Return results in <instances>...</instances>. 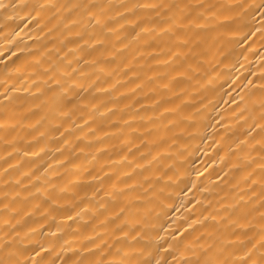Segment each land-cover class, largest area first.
Here are the masks:
<instances>
[{"label":"snow or ice","instance_id":"6c2138e0","mask_svg":"<svg viewBox=\"0 0 264 264\" xmlns=\"http://www.w3.org/2000/svg\"><path fill=\"white\" fill-rule=\"evenodd\" d=\"M29 18L30 23L42 25L40 30L47 28L49 34L53 32L59 34L54 38L59 46L53 44L49 50V67L44 70L48 77L43 81L45 87L37 89L45 98L41 104L35 105V108L43 107L45 111L29 125L37 133L33 140L46 136V132L40 131L37 127L44 122L52 124L53 131L63 128L64 131L60 132L63 138L66 133L73 130V126L69 124L66 127L64 123L55 121L69 120L74 123L77 116L82 124H76L75 130L81 131L83 135L77 136L76 140H87L89 136H94L99 130L95 118L91 112L86 115L82 109L91 108L104 117L112 114L116 108L115 101L124 97V93H119L116 97L110 98L108 103H111L112 107H108V104L97 98V94L109 96L120 84L118 80L114 84L108 83L116 70L109 65L122 66L125 75L131 73L129 80L132 77L139 80L141 74L134 70L137 64L131 61H152L148 66L152 75L130 89L133 95L142 92L144 100L149 99V94L153 96L150 104L140 103L139 98L134 101L140 111L147 109L153 112V115L146 118L141 117V120L146 119L151 124L165 113L175 112V109L164 107L168 98L161 93H171L175 98L187 94L185 85L190 84L200 71L198 58L205 52L208 34L215 33L216 37L227 34L245 41L252 39L253 43L256 42L254 38L258 36L259 40L264 42V0H231L226 4L213 3L210 0H125L117 5L105 0H65L63 3L53 0L47 3H41L39 0H0V36L5 40H11L19 35L15 28H10L12 23L23 22ZM45 18L48 23L55 21L51 28H48V23H43ZM16 71L19 72L20 69L17 68ZM102 77L103 83L108 84L107 87L101 86ZM145 84L150 86L148 92L142 91ZM15 91L13 85L12 88H5L4 92L0 93V96H3V99H0V129L6 131H15L20 124L16 109L22 108L25 103L14 94ZM133 106L125 104L120 111L124 112ZM259 107L261 109L259 122L254 120L244 134L248 136L250 132L258 130L260 140L251 147L249 141L245 140L237 144L233 152V155L237 152L245 153L246 150L256 152L259 163L257 164L254 157L244 154L238 157L239 163L229 165V172H225L223 177H218L222 182L228 183L230 172L243 173L241 182L246 188L239 189L238 183L233 185V190L239 189L233 203H221L219 209L213 211L205 209L208 214L202 212L201 218L193 222L203 229L198 235L189 236L188 229H185L179 238L174 237L173 243L165 250V253L172 256L171 261L167 260L164 253L159 254L161 258H155L145 246L132 247L131 251L125 250L130 245L123 241L130 239L132 245L137 243L147 245L150 240L145 232L147 225L139 220L133 222L127 218L133 211V204L143 202L141 196L130 198L114 210L101 203L99 208L94 209L89 205L77 211V206L72 201L59 205V196L55 194L56 185L45 181L53 194L45 191L43 202L67 208L68 210L63 213L62 223H67L69 228L75 224L71 235L75 237L82 235V240L73 241L77 247H72V242L64 240L63 243L51 244L48 247L38 244L31 251L20 249L9 241L0 244L2 253L0 264H264V100L260 101ZM100 108H104V111L100 112ZM161 108L163 111H160ZM22 119H27V116H23ZM132 119L135 120V117ZM109 123L115 126L118 121L110 120ZM123 124L131 127L128 120H124ZM84 129H87V132H83ZM139 131V128L132 129V132ZM151 131L146 129L142 133L145 139H141L139 144L131 140L124 142L125 147L130 143L132 148H128V154L122 156L119 163L127 162L130 170L120 173L117 180L121 177L125 181L133 180L137 169L148 171L152 163L159 158V154L153 156L151 150L141 151L146 144L154 145V142L146 139ZM104 135L107 136V133ZM255 139V136H250V140ZM71 144V140H63L64 146ZM72 148L81 154L85 153V148L79 144L72 145ZM133 148L139 154V158L145 161L144 164H138L135 157L129 161L128 156L132 154ZM45 151L44 147H40L39 151L24 152V156L39 159ZM57 151L63 154L64 147L58 148ZM69 162L66 157L58 163L63 167ZM116 163L117 161H112V164ZM73 166L79 168V165ZM165 167L167 171L160 173L157 180L166 176L169 181L172 179L168 176L172 166ZM50 168L51 165L45 172ZM85 172L91 175L93 180L97 179V176L92 175L88 169H85ZM21 175L28 178L30 183L41 179L31 170ZM107 176L105 173L104 178ZM143 184H148L149 187L144 188ZM111 187L118 195H123L125 191L133 192L139 187L145 196L152 193L149 201H158L163 207H169L159 199L164 190L160 189L157 193L148 176L143 177V183L135 180L130 185L125 183L123 189L117 190L116 183ZM40 191L41 189H37V192ZM247 193L251 195L245 200ZM105 195L113 196L115 199L113 193L105 192ZM96 196L97 192L94 191L92 199ZM3 207L7 211L9 205L5 204ZM208 207H212L211 201L208 202ZM135 212L139 213V209H135ZM89 213H91L89 219L84 220L83 217ZM100 215L104 216L102 220L99 218ZM8 223L5 222L6 226ZM109 225L112 226L110 231ZM97 228L100 231H97ZM189 228H192L191 224ZM64 231L57 225V231L50 232L49 235L63 239ZM117 232L121 235L116 236ZM109 239L112 243L108 242Z\"/></svg>","mask_w":264,"mask_h":264},{"label":"bare ground","instance_id":"6f19581e","mask_svg":"<svg viewBox=\"0 0 264 264\" xmlns=\"http://www.w3.org/2000/svg\"><path fill=\"white\" fill-rule=\"evenodd\" d=\"M39 2L47 3L49 0H39ZM53 2L63 3L65 0H53ZM105 2L117 5L125 0H105ZM210 2L226 4L231 0H210ZM43 23H48L47 18ZM54 23L55 21L48 23V28ZM258 23L259 17H257V25ZM41 26L36 22L30 23V18L23 22L16 21L10 25V28H15L19 33L18 36L11 40H5L0 36V93H3L5 88H12L15 85L14 94L25 102L22 108L16 109L20 124L15 131L0 129V244L11 241L16 247L28 251L38 244L48 247L51 244L63 243L64 240L72 242V247L78 246L73 241L82 240L83 236L71 235L76 225L72 224L69 228L67 223H62L63 213L68 209L43 202L45 191L53 194L49 185L45 183L49 181L56 185L55 194L59 196V205L72 201L76 204L77 211L89 205L94 209L99 208L101 203L107 204L110 210H114L130 198L141 196L143 202L133 204V211L127 218L133 222L139 220L147 225L145 232L150 240L147 245L142 243L132 245L130 239L123 241L130 245L125 250L131 251L132 247L145 246L155 258H161L159 254L164 253L167 260L171 261L172 256L165 253V250L170 243H173L174 237L179 238L185 229H188L189 236L198 235L203 229L193 222L201 218L202 212L208 214L205 209L213 211L219 209L221 203H233L236 192L246 188L241 182L243 173L230 172L228 183L222 182L218 177H223L225 172H229V165L239 163L238 157L244 154L254 157L257 164L259 163L256 152L246 150L245 153L237 152L235 155L233 152L237 144L245 140L249 141V147L260 140L258 130L250 132L248 136L244 133L254 120L259 122L261 111L259 104L264 100V90H262L264 42H261L258 36L254 38L256 42L253 43L252 39L245 41L227 34L220 37H216L215 33L208 34L204 46L205 52L198 58L200 71L190 84L185 85L187 94L175 98L171 93H161L168 98L164 107L175 109V112L165 113L151 124L146 119L141 120V117L146 118L153 115V112L147 109L140 111L134 101L139 98L140 103L150 104L153 96L149 94V99L144 100L142 92L133 95L130 89L152 75L148 69L152 61H131L137 64L134 70L141 74L139 80L135 77L129 80L131 73L125 75L122 66L109 65L116 70L108 83L114 84L118 80L120 84L109 96L97 94V98L108 104V107H112V104L108 103L110 98L116 97L119 93H124V97L116 100L113 113L104 117L91 108L82 109L86 115L91 112L95 118L99 130L94 136H89L87 140H76L77 136L83 135L81 131L75 130L76 124H82L77 116L74 118V123L69 120L55 121V123H64L66 127L69 124L73 126V130L66 133L63 138L60 136V132L64 131L63 128L53 131V125L44 122L37 127L40 131L46 132V136L33 140V136L37 133L29 125L45 111L43 107L35 108V105L41 104L45 98L37 92V89L44 88L43 81L48 79L44 70L49 67V50L52 49L53 44L59 46L54 39L59 34L56 32L49 34L47 28L40 30ZM143 50L148 51V49ZM17 68L20 69L19 72L16 71ZM156 70L162 71V69ZM103 81L104 77L101 78V86L107 87L108 84ZM155 86L151 85V87ZM149 87L145 84L142 91L148 92ZM0 99H3V96H0ZM242 99L243 103H241ZM125 104L134 106L121 112L120 109ZM103 111L104 108H100V112ZM160 111L163 109L161 108ZM25 115L27 119H22ZM132 117H135V120ZM110 120L118 123L112 126ZM124 120H128L131 127L124 126ZM136 128L140 131L132 132V129ZM146 129L152 130L146 139L154 142V145L146 144L141 151L151 150L152 155L159 154V158L152 163L148 171L137 169L133 180L143 183L144 176L150 177L157 193L160 189L164 190L159 199L169 207H163L158 201H149L152 193L145 196L139 187L133 192L125 191L123 195H118L111 187L116 183L118 190L123 189L125 183L129 185L133 183V180L125 181L122 177L117 180L120 173L130 170L127 162L121 164L119 161L122 156L128 154V148H132L130 143L125 147L124 142L131 140L139 144L141 139H145L142 133ZM83 132H87V129ZM105 133L107 136L104 135ZM250 136H255L256 139L250 140ZM64 139L71 140L72 144L64 146ZM76 144L84 147L85 153L81 154L73 150L72 145ZM40 147H44L46 151L39 159L24 156V152L39 151ZM60 147H64L63 154L57 151ZM66 157L70 162L65 163L63 167L59 166L58 162L65 160ZM133 157L138 164L145 163L134 148L132 154L128 156L129 161ZM112 161L117 163L112 164ZM34 165L37 167H33ZM49 165L51 168L45 172ZM73 165H79V168ZM165 166H172V170L168 171V176L172 179L169 181L166 176L157 180L160 173L167 171ZM85 169L96 175L97 179L93 180ZM30 170L35 171L41 179L30 183L28 178L21 175ZM105 173L108 174L107 178H104ZM17 181L20 183L18 184ZM237 183L239 189L233 190V185ZM143 187L148 188L149 185L143 184ZM37 189L41 191L37 192ZM94 191L97 192V196L92 199ZM105 192L113 193L115 199L113 196H106ZM29 193L32 195L30 196ZM248 195L251 193L245 195V200ZM209 201L212 204L211 208L208 207ZM5 204L9 205L7 211L3 207ZM135 209H139V213H136ZM90 215L91 213L85 215L83 219L88 220ZM99 218L102 220L104 216L100 215ZM6 221L9 222L7 226ZM190 224L192 228H189ZM57 225L65 230L63 239L49 235L50 232L57 231ZM111 227L109 225V231ZM97 231L100 229L97 228ZM115 235L121 234L117 232ZM108 242L112 243V240L109 239Z\"/></svg>","mask_w":264,"mask_h":264}]
</instances>
